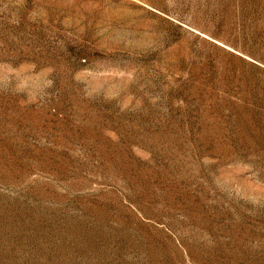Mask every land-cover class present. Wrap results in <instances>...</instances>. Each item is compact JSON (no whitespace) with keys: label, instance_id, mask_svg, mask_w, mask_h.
I'll list each match as a JSON object with an SVG mask.
<instances>
[{"label":"rangeland","instance_id":"374dc122","mask_svg":"<svg viewBox=\"0 0 264 264\" xmlns=\"http://www.w3.org/2000/svg\"><path fill=\"white\" fill-rule=\"evenodd\" d=\"M0 264H264V0H0Z\"/></svg>","mask_w":264,"mask_h":264}]
</instances>
